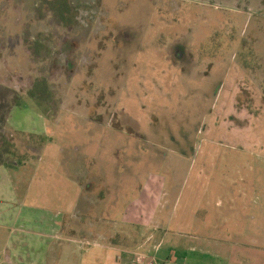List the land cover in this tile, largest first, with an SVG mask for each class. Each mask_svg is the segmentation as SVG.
<instances>
[{"label": "rangeland", "instance_id": "1", "mask_svg": "<svg viewBox=\"0 0 264 264\" xmlns=\"http://www.w3.org/2000/svg\"><path fill=\"white\" fill-rule=\"evenodd\" d=\"M4 165L47 264H264V0H0Z\"/></svg>", "mask_w": 264, "mask_h": 264}, {"label": "crops", "instance_id": "2", "mask_svg": "<svg viewBox=\"0 0 264 264\" xmlns=\"http://www.w3.org/2000/svg\"><path fill=\"white\" fill-rule=\"evenodd\" d=\"M0 171L1 174L4 175V180H0V227L8 231L10 230L7 239H5V241H0V264H47L49 258L50 260H53L51 263H55L57 260L55 258L59 256H64V258L69 257L67 251L52 247V244H47V241H45V235L36 234L35 236L28 237L25 236L26 232H18L23 230L24 226V224L20 222L19 212L15 211L17 208L16 203L21 199V195L16 187L17 182L16 184L14 183L15 181L12 179L13 177L8 167L4 165ZM15 179L18 180L19 178L15 176ZM93 179L96 178L94 177ZM100 192H102V190H100ZM85 193H87V196H90V202L84 200V204L88 203V208L92 206V198L95 199V202L92 203L93 205H100L102 203L107 204L109 202L111 206V203L115 202V198H111L112 194L109 197H102L99 195L100 193H95L90 188H88ZM44 224L47 225L50 239L58 238V228L56 224L50 220L47 222L44 221ZM14 227L17 229V233L15 232V234H13L12 231ZM30 241H32V243ZM112 245L114 246L111 247H115L114 249L119 252L117 260L123 259L124 255L129 253L125 251V249H120L118 247L119 244ZM91 247L92 248L85 249L81 255L84 264H107L106 255H103L100 252V249L102 251H107L108 249H111V247L101 243H93ZM136 259L139 260L140 257H137ZM172 261L173 260L170 261L171 264Z\"/></svg>", "mask_w": 264, "mask_h": 264}, {"label": "built area", "instance_id": "3", "mask_svg": "<svg viewBox=\"0 0 264 264\" xmlns=\"http://www.w3.org/2000/svg\"><path fill=\"white\" fill-rule=\"evenodd\" d=\"M146 264H155L154 262H148V263H146ZM158 264V263H157Z\"/></svg>", "mask_w": 264, "mask_h": 264}]
</instances>
